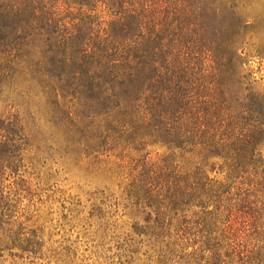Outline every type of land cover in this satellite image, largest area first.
Instances as JSON below:
<instances>
[{"label": "trees", "instance_id": "1", "mask_svg": "<svg viewBox=\"0 0 264 264\" xmlns=\"http://www.w3.org/2000/svg\"><path fill=\"white\" fill-rule=\"evenodd\" d=\"M204 9L202 0H0L6 59L49 41L55 16L68 14L57 41L70 62L46 74L53 93L61 82L71 97L66 123L105 150L102 169L120 178L133 219L128 264H264V91L240 33Z\"/></svg>", "mask_w": 264, "mask_h": 264}, {"label": "rangeland", "instance_id": "2", "mask_svg": "<svg viewBox=\"0 0 264 264\" xmlns=\"http://www.w3.org/2000/svg\"><path fill=\"white\" fill-rule=\"evenodd\" d=\"M202 1L203 18L240 33L253 85L264 91V0ZM67 15L55 16L49 41L36 38L7 59L0 51V120L9 123L0 145V264H128L133 219L120 178L102 169L105 150L66 123L71 97L61 82L53 93L46 74L70 62L57 41Z\"/></svg>", "mask_w": 264, "mask_h": 264}]
</instances>
